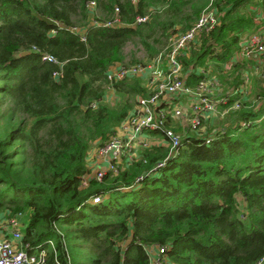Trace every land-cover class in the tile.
Masks as SVG:
<instances>
[{
  "label": "trees",
  "instance_id": "16d2710c",
  "mask_svg": "<svg viewBox=\"0 0 264 264\" xmlns=\"http://www.w3.org/2000/svg\"><path fill=\"white\" fill-rule=\"evenodd\" d=\"M254 1L214 2L219 24L180 57L188 85L204 77L194 69L209 59L222 74L235 33L252 25V11L240 9ZM188 3L0 0V100L11 98L28 116L15 123L10 112L0 113V213H27L28 251L47 253L38 264H154V251L159 264H264L263 107L244 103L203 137L186 128L169 156L168 145L153 144L117 174L81 184L91 144L115 132L131 95L146 93L138 77L124 79L113 84L124 99L109 106L107 71L124 64V47L134 39L149 56L157 54L149 43L160 25L156 8L186 21L180 29L163 22L166 37L187 30L202 12L194 8L192 22L182 11ZM92 9L99 14L89 21ZM46 54L57 62L43 60ZM43 129L48 135H40Z\"/></svg>",
  "mask_w": 264,
  "mask_h": 264
},
{
  "label": "built area",
  "instance_id": "2783aa9c",
  "mask_svg": "<svg viewBox=\"0 0 264 264\" xmlns=\"http://www.w3.org/2000/svg\"><path fill=\"white\" fill-rule=\"evenodd\" d=\"M137 0H131L135 3ZM211 4V3H210ZM89 7L94 6L91 1ZM205 7L194 23L185 31L172 32L167 36L164 47L151 60L150 64H115L107 71V90H114L113 84L131 77H138L146 89L145 94H137L127 116L115 127V132L102 144L89 149L86 162L88 170L81 177L83 187L92 179L101 181L107 173L117 174L121 169L141 157V149L153 144L168 145V156L174 153L181 143L182 134L174 128L176 121L183 130L188 128L199 137L207 135L216 123L229 112L237 111L244 103H251L253 110L263 107L259 118L264 117V95H257L256 82L264 86V0H255L252 25L242 29L238 41L227 60L222 63V71L213 72V61L207 66H199L195 73L204 77L194 86L188 85L183 71L181 56L188 54L198 38L209 32L220 22V12L216 8ZM117 11V8H116ZM146 16L137 21H145ZM117 18L107 21L112 25ZM43 60L57 62L50 54ZM55 72L54 75H58ZM234 75V77H229ZM238 78L237 85H229ZM230 79L229 83L222 80ZM255 119V121L259 120ZM170 119L175 122L166 126ZM246 126V121L240 122ZM163 131L156 142L148 130ZM181 131V130H180ZM165 160V159H164ZM159 162L157 166L164 163ZM100 196H94L95 203ZM20 215V214H18ZM18 215L0 217V231L8 235L0 237V264H38L46 259V249L28 251L24 241L23 223ZM49 245L53 247L52 241ZM163 248H159L162 252ZM159 264V260H153Z\"/></svg>",
  "mask_w": 264,
  "mask_h": 264
},
{
  "label": "rangeland",
  "instance_id": "374dc122",
  "mask_svg": "<svg viewBox=\"0 0 264 264\" xmlns=\"http://www.w3.org/2000/svg\"><path fill=\"white\" fill-rule=\"evenodd\" d=\"M216 0H190V3H188L184 8H183V12L186 13L187 15H189L191 17L192 22L196 19L197 14L194 12V8L199 9L200 11H203V9L205 7H210L209 9L215 8L214 7V2ZM255 2V1H254ZM211 3V4H210ZM254 3H250L249 5L243 7L240 9V12H244V11H253V8H250L251 5H253ZM155 8V7H154ZM153 8V9H154ZM249 9V10H248ZM93 10V9H92ZM156 10V11H155ZM155 10H153V12H157V14L159 15L158 17V21L160 23V25L157 27L156 32L153 36V38L149 39V43L159 51H161V49L164 47L165 43H166V35L168 34V32H162L161 30V24L163 22H169L172 21L175 23L173 28L176 29H180L181 26H183L186 21L181 20L180 15L176 14V15H171V16H167L163 10L161 8H156ZM98 13V11L93 10L91 12V14H89V21H91V18L93 17L94 14ZM253 13V12H252ZM99 14V13H98ZM76 25L79 26V23L82 22L81 19L79 18L80 16H76ZM155 39V40H154ZM157 52V53H158ZM124 64H132L131 59H135L137 60L136 63H144V64H150L151 60L153 59V57L148 55V52L144 49V47L141 45V43L139 42L138 39H134L131 42H128L125 47H124ZM135 63V62H133ZM229 77H234V75H230ZM230 79H225L222 80V83L225 86V83L227 85V83H229ZM256 92L257 95L261 94V97L264 95V86L262 85V82L257 81L256 82ZM124 99V96L121 95L119 92H117L116 90H106L105 96H104V102L106 104H108L111 107H117L119 105V103ZM135 99V95H131L129 97L130 102H132ZM2 100H0V113L3 111L6 112H10L12 114V118H13V122H17L20 119H27L28 116L27 114H25L22 109L11 99V98H6L5 101L2 103ZM227 114L224 116L226 117ZM223 121V120H221ZM221 121H218L216 124L219 125V123ZM176 126H174V128L176 129V131L180 134H183L185 132V130L182 129V127L180 126V124L176 121ZM116 127V126H115ZM181 130V131H180ZM40 135L41 136H46L48 135V132L43 129L40 131ZM156 140V142L160 141L161 137L155 136L151 138V141ZM96 146H99L98 142H94L91 144L90 149L94 148ZM17 218L19 219V221L21 223H23L22 226V230L24 231V227L28 221L27 218V213H23L17 216ZM80 248L75 247L73 250H79ZM69 250V249H68ZM81 250L83 251V253L87 252L86 249V244H82V248ZM152 251V249H151ZM159 251V248H158ZM151 256H152V261L156 260L158 258H156V253L154 252H150Z\"/></svg>",
  "mask_w": 264,
  "mask_h": 264
},
{
  "label": "crops",
  "instance_id": "0c3cea01",
  "mask_svg": "<svg viewBox=\"0 0 264 264\" xmlns=\"http://www.w3.org/2000/svg\"><path fill=\"white\" fill-rule=\"evenodd\" d=\"M5 216L4 213H0V217ZM8 235L4 230L0 231V237H6Z\"/></svg>",
  "mask_w": 264,
  "mask_h": 264
}]
</instances>
